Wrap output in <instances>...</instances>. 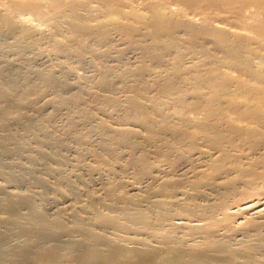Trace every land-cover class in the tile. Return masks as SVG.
I'll list each match as a JSON object with an SVG mask.
<instances>
[{"label": "bare ground", "instance_id": "1", "mask_svg": "<svg viewBox=\"0 0 264 264\" xmlns=\"http://www.w3.org/2000/svg\"><path fill=\"white\" fill-rule=\"evenodd\" d=\"M135 1L140 0H126L130 6ZM119 2L101 1L103 11L109 15L114 13L120 19L94 26L100 35L99 40L109 44L111 29L127 37L138 32L143 38L150 37L149 40L160 43L156 44L159 48L162 46V52L164 49L173 50L167 59L162 60L163 63L160 54L159 61L130 67L127 72L131 73L134 82L141 84L142 90L135 96L116 99V107L123 111L126 119L137 120L141 132L130 127H114L111 128L114 132L108 135L112 134L118 145L128 148V165L133 166L136 182L142 183L144 177L148 179L151 216L138 213L132 222L149 232L154 247L150 255L137 264H208L212 259L210 252L217 250H221L218 252L231 262L237 254L223 251V245L219 243L222 241L218 238L229 230L232 222L226 212L230 208V197L249 193L251 188L257 187L256 184L260 185L256 180L264 177V0H141L140 12L128 11V7L124 11ZM46 3L48 9H56L69 18L65 22L69 30L74 33L80 30L87 35L93 33L91 25L85 23L87 17L93 16L90 0L0 1V33L13 32V46L19 47L18 52H22L21 46L37 33L32 21L36 17L43 18L48 12L44 10ZM79 10H85L87 14H80ZM73 32L70 36L74 37ZM50 40L54 51L61 47L59 44L56 49L59 41L52 39L50 43ZM62 47L60 49L65 48ZM78 51L76 54L80 55ZM146 51L149 56L151 51ZM148 89H154L156 93L150 97L146 95L149 99L147 105L140 97L143 98ZM9 91H0L2 100L7 96L14 99L13 105L5 101L6 107L0 100V130L22 122L24 104L30 101L28 94L25 95L29 99L26 101L23 94L16 96ZM51 100L49 102L53 103ZM173 102L176 105H171ZM109 105L114 106L113 103ZM169 105L173 107L169 108ZM80 112L86 119L91 117V111ZM23 127L46 148L57 143L54 139L45 142L39 138L37 133L31 132L28 123ZM100 127L102 130V124ZM9 135L0 136V140L7 142V139L15 138L14 145H8V148L1 143L0 151L20 154L27 146L26 138ZM40 147H33L30 151L35 150L44 159H51L50 150ZM28 157L32 158L29 154ZM113 187L109 192H113ZM47 233L39 232V240L48 238ZM88 235L86 246L88 241L95 239L90 232ZM170 248L174 249L173 253Z\"/></svg>", "mask_w": 264, "mask_h": 264}, {"label": "rangeland", "instance_id": "2", "mask_svg": "<svg viewBox=\"0 0 264 264\" xmlns=\"http://www.w3.org/2000/svg\"><path fill=\"white\" fill-rule=\"evenodd\" d=\"M90 1L93 16L85 15V23L91 25L93 33H88L91 35L69 30L65 25L69 18L56 9L50 7L49 10L47 3L44 10L48 12L44 17L33 19L32 27L37 33L21 46L22 52L13 46V32L0 33V91L5 89L14 95H29L33 101L24 104L22 122L0 130L2 137L7 134L24 136L27 143L20 154L0 151V264H137L147 258L154 247L149 232L132 222L140 213L145 212L148 217L152 212L148 179L144 177L142 183L136 182L133 166L128 165V148L118 145L112 134L111 141L108 135L115 128L130 127L141 132L139 122L126 119L123 111L116 107V99L135 96L142 90L141 84L134 82L131 73L127 72L130 67L159 61L161 55L163 63L173 50L164 49L163 53L162 46L159 48L157 42L148 39L150 37L145 39L138 32L127 37L115 29L110 30L109 44L104 43L99 40L94 26L101 22L114 23L120 18L103 11L102 0ZM140 1L130 6L126 0H120L119 4L124 11L128 7V11L140 12ZM79 11L87 14L85 10ZM71 32L75 38L70 36ZM52 39L59 41L55 48L59 44L65 48L59 47V50L57 47L54 51L51 46L54 44H49ZM71 46L75 48L71 50ZM75 49L82 55L76 54ZM74 50L76 53H72ZM146 50L151 51L149 56ZM152 55L154 60L150 58ZM153 90L144 91L145 96L140 100L148 105L147 98L156 93ZM0 100L1 104L2 101L4 104L8 101L9 105L14 103L13 96L4 97V100L0 97ZM4 104L2 106L6 107ZM171 105L169 108L173 107ZM82 110L90 112L91 117H82ZM98 122L102 124V130ZM24 123H28L31 132L37 133L45 142L54 139L57 143L49 148L39 145L36 136L22 129ZM13 139L9 138L7 142L2 139L4 142L0 140V144L12 147L16 141ZM37 145L40 149L50 150V161L37 155L35 150L30 151ZM256 183L259 188L254 187V190L257 188L255 191L251 188L249 193H238L240 197L238 194L237 198L229 196L230 208L226 212L232 222L229 230L218 237L222 241L219 242L223 245L222 250L236 253V259L228 262L225 255L218 252L221 250H217L210 252L212 259L208 264H264V177ZM112 187L113 192H109ZM39 232H48V238L39 240ZM89 232L95 239L87 242V248L85 240ZM188 244L186 247L190 248V242ZM170 249L173 253L174 249Z\"/></svg>", "mask_w": 264, "mask_h": 264}]
</instances>
